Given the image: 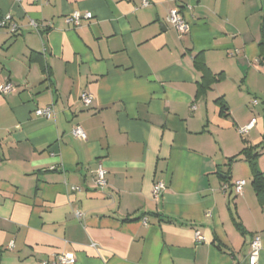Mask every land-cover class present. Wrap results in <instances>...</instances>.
Listing matches in <instances>:
<instances>
[{"label": "crops", "instance_id": "1", "mask_svg": "<svg viewBox=\"0 0 264 264\" xmlns=\"http://www.w3.org/2000/svg\"><path fill=\"white\" fill-rule=\"evenodd\" d=\"M142 1L0 0L18 28H0V86L15 87L0 94V264H246L255 235L264 264V0ZM74 12L92 18L75 27ZM48 106L50 120L34 115Z\"/></svg>", "mask_w": 264, "mask_h": 264}, {"label": "built area", "instance_id": "2", "mask_svg": "<svg viewBox=\"0 0 264 264\" xmlns=\"http://www.w3.org/2000/svg\"><path fill=\"white\" fill-rule=\"evenodd\" d=\"M143 7L148 6V2L146 0L142 1L141 4ZM92 18L90 13H85L84 15L79 14L78 12H74L71 16H69L66 19V22L68 24H72L75 27L80 26V20H90ZM12 18L10 15H6L1 21H0V28H7L11 34L17 33V26L11 22ZM166 22L176 31L179 38H185L189 33V25L184 19L181 11L179 8H173L171 9L166 18ZM30 25L34 28L37 27V24L35 22H30ZM15 91V87L11 84H5L0 86V94H10ZM82 103L84 105H88L91 101V96L89 94H83L81 96ZM256 102H254L255 104ZM34 115L46 120H50L53 115V108L51 106L45 107V108H37L34 110ZM256 120L252 119L246 126L239 128L238 133L239 134H246L249 132V130L255 125ZM71 134L73 137L79 140H85L86 136L84 131L79 126H75L71 130ZM95 185L98 189L102 190L106 186V170L103 167L102 164H98L96 170H95ZM246 182L244 180H238L233 184L234 192L236 195H241L243 188L245 186ZM163 185L161 183L155 184L152 188V197L154 200H156L160 194V191L163 189ZM77 218H81L80 213H76ZM194 239L196 242H202V237L199 232H195ZM250 250L247 256L246 264H257L260 251L262 249L261 246V238L257 235L253 236L251 242H250ZM75 259L72 255L69 254H58L52 256L50 259L42 260L40 264H74Z\"/></svg>", "mask_w": 264, "mask_h": 264}, {"label": "trees", "instance_id": "3", "mask_svg": "<svg viewBox=\"0 0 264 264\" xmlns=\"http://www.w3.org/2000/svg\"><path fill=\"white\" fill-rule=\"evenodd\" d=\"M262 31V38L260 41V60L259 63L264 67V27L261 29ZM194 64L195 67L200 70L203 73V78H204V84L199 86V91H205V88L207 85H205L208 81H210L212 78H210V74L200 56H196L194 59ZM216 103L219 104L220 106V112L223 113L225 106L223 105L222 100H217ZM240 157H243L246 159L249 164L250 168L252 171V185L255 189L256 196L258 197L259 201H262L263 199V181H262V176L261 174L257 171L256 166H255V159L258 157V153L254 148H244L240 154ZM235 158L231 159L230 161H233ZM227 179V178H225ZM239 229V226H238Z\"/></svg>", "mask_w": 264, "mask_h": 264}]
</instances>
